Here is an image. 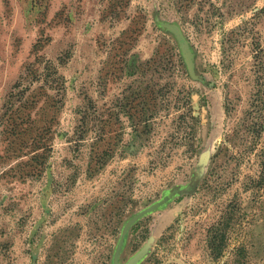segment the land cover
Returning <instances> with one entry per match:
<instances>
[{
	"label": "rangeland",
	"instance_id": "obj_1",
	"mask_svg": "<svg viewBox=\"0 0 264 264\" xmlns=\"http://www.w3.org/2000/svg\"><path fill=\"white\" fill-rule=\"evenodd\" d=\"M173 188L119 264H264V0H0V264H112Z\"/></svg>",
	"mask_w": 264,
	"mask_h": 264
},
{
	"label": "water",
	"instance_id": "obj_2",
	"mask_svg": "<svg viewBox=\"0 0 264 264\" xmlns=\"http://www.w3.org/2000/svg\"><path fill=\"white\" fill-rule=\"evenodd\" d=\"M162 28L170 31L175 36L176 40L179 43L180 49L182 51L183 57L187 63L189 73L192 77H196L195 72V53L190 46L188 40L185 38L184 34L182 33L180 27L174 23V22H161ZM190 187H187L186 189H189ZM182 189L180 188H173L172 190H169L162 199L154 202L150 206L140 210L133 216H131L124 224L121 232V236L119 238L118 244L116 246L114 256H113V263L112 264H119V257L121 254V251L123 249L126 235L131 227L132 224H134L139 218H141L143 215L147 214L148 212L159 208L160 206L164 205L167 201H169L174 195L180 193ZM146 252V248L141 249L139 252H137L134 256H132L125 264H137L138 261L144 256Z\"/></svg>",
	"mask_w": 264,
	"mask_h": 264
}]
</instances>
